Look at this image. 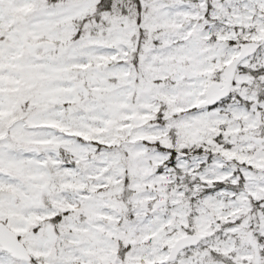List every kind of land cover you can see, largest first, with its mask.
<instances>
[{"label": "snow or ice", "instance_id": "1", "mask_svg": "<svg viewBox=\"0 0 264 264\" xmlns=\"http://www.w3.org/2000/svg\"><path fill=\"white\" fill-rule=\"evenodd\" d=\"M0 264H264V0H0Z\"/></svg>", "mask_w": 264, "mask_h": 264}]
</instances>
